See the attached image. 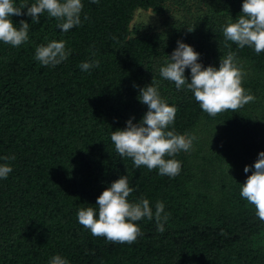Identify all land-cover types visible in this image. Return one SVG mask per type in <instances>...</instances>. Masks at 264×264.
Returning a JSON list of instances; mask_svg holds the SVG:
<instances>
[{"label":"trees","instance_id":"16d2710c","mask_svg":"<svg viewBox=\"0 0 264 264\" xmlns=\"http://www.w3.org/2000/svg\"><path fill=\"white\" fill-rule=\"evenodd\" d=\"M198 1L162 31L131 30L133 12L164 14L177 0H81L82 24L68 32L47 12L37 24L26 8L11 17L15 27L25 20L30 29L19 47L0 41V164L13 169L0 179V264H49L56 255L69 264H264V222L240 196L264 152V124L244 106L213 117L187 87L177 90L160 75L178 41L193 47L205 68L218 69L232 51L238 66L245 63L257 74L242 80L257 96L264 52L241 49L223 35L242 14L244 0H207L205 9ZM53 40L66 41L71 54L55 67L44 66L34 58L36 48ZM95 60L99 67L81 69ZM184 75L190 83V68ZM152 81L178 110L168 130L196 136L190 151L165 157L182 164L175 178L136 168L111 141L130 119L142 121L148 107L139 94ZM203 130L208 134L200 139ZM122 176L136 189L129 202L144 197L153 212L157 202L164 204L170 216L163 233L155 218H144L136 222L142 235L135 243H112L78 222V211L89 206L98 218L97 198Z\"/></svg>","mask_w":264,"mask_h":264},{"label":"clouds","instance_id":"9594fccd","mask_svg":"<svg viewBox=\"0 0 264 264\" xmlns=\"http://www.w3.org/2000/svg\"><path fill=\"white\" fill-rule=\"evenodd\" d=\"M99 3V0H91ZM27 9V15L32 18V23H39V18L45 12L50 18L60 21L57 27L62 32H68L80 26L83 4L81 0H36L30 6L25 2L16 6L13 0H0V41L13 47L28 42L30 25L20 21V27L14 26L11 17L22 16ZM87 20L88 16L85 15ZM192 31V30H189ZM223 35L227 41L238 45L239 48L248 46L256 54L264 52V0H244L242 14L235 22H230L223 28ZM115 39V37H113ZM178 47L171 54L166 66L160 68V75L175 83L177 90L187 87L196 102L205 113L215 117L226 110L236 112L238 109L255 100V97L242 87L244 72L238 66L236 53L229 51L221 58L219 68L213 66L203 67L197 61L200 54L193 47L177 42ZM225 47H230L226 44ZM71 50L66 49V41H51L47 45L36 48L35 59L44 66H57L66 61ZM99 60L91 63L84 62L80 65L84 71L99 67ZM191 70V82L185 77V69ZM147 86L140 90L139 100L147 105L148 111L142 121L133 124L130 119L124 130H116L111 134V141L115 151L121 157L131 158L134 166H146L149 171L158 169L159 175L175 178L180 174L182 164L174 157L179 152L190 151L195 135L178 134L175 129L168 130L174 125L177 108L169 106L157 87ZM4 160L15 157H4ZM254 171L241 185L240 196L255 206L256 215L264 222V152L259 153L253 166ZM12 167L5 163L0 164V179H7L12 172ZM251 170L249 166L244 172ZM136 189L129 186L128 177L122 176L111 184L97 198V208L89 206L81 208L77 213L78 222L90 230L94 237H104L112 243L133 244L142 235L136 222L144 218H155L157 230L165 231L164 223L170 214L164 213V204L157 202L155 212L150 207V202L140 197L135 202H129L128 197ZM49 264H69L60 255L53 256Z\"/></svg>","mask_w":264,"mask_h":264},{"label":"rangeland","instance_id":"374dc122","mask_svg":"<svg viewBox=\"0 0 264 264\" xmlns=\"http://www.w3.org/2000/svg\"><path fill=\"white\" fill-rule=\"evenodd\" d=\"M207 0H199L201 8H207ZM195 0H177V2H171L169 11L164 14H156L150 9H136L133 12V16L130 22V29L133 30L135 26L141 29H150L152 31H162L166 26L177 22L182 19V15L187 13L189 9H193ZM243 72L245 73L242 80L249 79L257 74L250 68L249 65L241 63ZM262 86L258 88L257 96L253 102L248 103L244 107L253 109L256 112V116L259 121L264 124V78L261 79ZM208 132L203 130L199 134V138H204ZM200 145V144H199Z\"/></svg>","mask_w":264,"mask_h":264}]
</instances>
